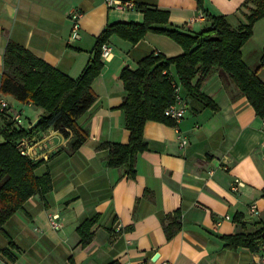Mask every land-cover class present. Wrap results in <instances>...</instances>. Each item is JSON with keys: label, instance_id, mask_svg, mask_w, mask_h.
I'll list each match as a JSON object with an SVG mask.
<instances>
[{"label": "crops", "instance_id": "0c3cea01", "mask_svg": "<svg viewBox=\"0 0 264 264\" xmlns=\"http://www.w3.org/2000/svg\"><path fill=\"white\" fill-rule=\"evenodd\" d=\"M122 1L166 11L169 25L193 34L210 26L209 16H221L238 29L255 9L247 0ZM72 11L80 13L76 40L69 38ZM200 12L203 17L193 21ZM142 19L138 9L114 10L105 0H0V78L9 41L77 79L106 25ZM105 44L111 55L108 60L100 57L102 69L91 82L95 101L76 120L87 139L72 153L70 136L60 132L44 143L47 153L34 173H49L51 190L29 197L3 224L0 264H256L262 241L254 252L245 247L229 250L222 237L264 229V120L231 79L214 70L199 91L218 109H200L186 99L185 116L177 125L146 121V150L136 154L131 178L124 166L109 167L107 148L99 149L102 143L129 140L119 109L125 96L120 72L135 70L150 54L172 57L182 50L155 33L136 44L112 35ZM240 52L243 63L264 83V17L253 24ZM0 96L10 106L0 116V131L16 113L24 129L44 113L31 103ZM178 134L186 138L185 146L179 145ZM235 180L243 187L233 191ZM252 205L256 215L250 212ZM53 213L60 216L57 230L48 222ZM94 216L98 218L91 227L92 239L82 247L76 229ZM178 222V232L167 240L165 227Z\"/></svg>", "mask_w": 264, "mask_h": 264}, {"label": "trees", "instance_id": "16d2710c", "mask_svg": "<svg viewBox=\"0 0 264 264\" xmlns=\"http://www.w3.org/2000/svg\"><path fill=\"white\" fill-rule=\"evenodd\" d=\"M248 1L255 9L247 15L246 25L232 29L223 17L209 16L210 26L194 34L169 25L166 11L136 6L142 13V22H115L106 25L96 37L87 65L77 79L70 78L23 46L9 41L3 53L0 93L10 95L24 104L31 103L44 113L33 127L16 129L9 121L5 129L0 131V230L29 197L36 193L43 196L51 190L49 173L41 176L34 173L42 159L32 161L20 155L16 149V141L47 128L59 131L64 137L70 136V153L75 152L86 141L87 134L78 127L76 120L95 101L90 85L102 69L101 46L112 35L136 44L148 33L160 34L178 44L182 52L172 57L160 53L150 54L138 62L135 70H121L119 78L125 96L119 109L125 116L129 140L126 144H100L99 149L108 150L109 167L124 166L126 174L134 177V158L136 154L146 150L143 141L145 122L150 120L174 126V122L164 116L163 112L173 102L172 81L175 80L180 84L185 100L189 99L200 109L216 111L217 105L201 93L199 88L212 71L220 70L235 84L255 114L264 120V83L255 71H251L243 63L240 52L241 46L251 36L253 24L264 17V0ZM163 71L166 73L163 74ZM97 218L94 216L85 220L77 227L82 247L91 241V227ZM179 228V222L174 223L173 227H165L167 240ZM222 240L226 249L245 247L254 252L257 250L256 244L264 242V229L252 235L224 236ZM9 244L13 246L11 241Z\"/></svg>", "mask_w": 264, "mask_h": 264}, {"label": "built area", "instance_id": "2783aa9c", "mask_svg": "<svg viewBox=\"0 0 264 264\" xmlns=\"http://www.w3.org/2000/svg\"><path fill=\"white\" fill-rule=\"evenodd\" d=\"M106 5L109 8H113L114 10L118 11H128V10H135L136 5L131 1H122V0H105ZM71 19V29L69 38L71 40L79 39V17L80 13L77 11H72L69 15ZM203 17V13H199L193 21L200 20ZM110 53V48L107 44H102L100 57L102 60H108ZM163 74L166 71L162 72ZM171 75V74H170ZM173 87V102L164 110L163 114L170 120L174 122V125H177L185 116L187 110V102L184 99L183 95L181 94V86L178 81H172ZM10 106L9 103L4 100L0 96V116L5 114L9 110ZM10 122L12 126L16 129L23 128V119L19 114H14L10 118ZM55 132H59L53 128H47L45 130L39 131L32 136H24L19 138L16 141V149L20 155L27 157L32 161H38L42 159V157L47 153L44 149V143L48 140L49 137ZM177 140L179 141V145L185 146L187 144V140L185 137L181 136L180 134L177 135ZM235 185L231 188L233 191L237 190L240 187H243V183L235 180ZM250 212L252 214H257L258 209L256 205H252L250 207ZM227 218V217H226ZM60 216L57 213L50 214L48 216L49 225L57 230L60 228L61 224L59 222ZM114 230L118 232L120 230V225L116 224ZM255 263L256 264H264V242L262 243L260 249L258 250L255 256ZM118 264H131L129 261H119ZM143 264V263H140Z\"/></svg>", "mask_w": 264, "mask_h": 264}, {"label": "water", "instance_id": "95a60500", "mask_svg": "<svg viewBox=\"0 0 264 264\" xmlns=\"http://www.w3.org/2000/svg\"><path fill=\"white\" fill-rule=\"evenodd\" d=\"M38 120H39V118L30 127H33L38 122Z\"/></svg>", "mask_w": 264, "mask_h": 264}]
</instances>
